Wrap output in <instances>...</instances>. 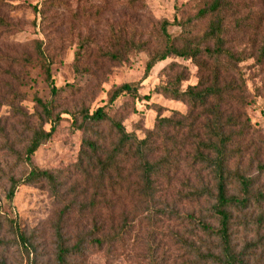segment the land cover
<instances>
[{
  "label": "rangeland",
  "instance_id": "1",
  "mask_svg": "<svg viewBox=\"0 0 264 264\" xmlns=\"http://www.w3.org/2000/svg\"><path fill=\"white\" fill-rule=\"evenodd\" d=\"M143 1L146 5L138 11L126 0H0V264H56L55 230L60 223L67 245H73L80 234L87 237L80 253L71 256L69 264H220L205 258L209 250L213 254L219 252V239L199 225L202 220L217 229L214 200L202 197L193 201V183H188V172L170 185L162 184L156 204L139 205L132 211L127 207L132 223L119 231L111 245L93 242L94 238L105 236L103 231L99 233L93 228L95 221L102 225L106 219L102 205H90L82 212L74 204L72 209L77 211L64 213L72 198L68 189L79 178L72 165L82 142V131L73 126L65 110L82 105L94 110L107 103L112 88L140 81L141 97L124 121L128 132L143 138L158 118H181L187 112L183 101L166 97L160 87L176 72L188 75L182 89L196 84L197 68L193 62L172 56L157 63L143 78L148 61L146 51L131 53L123 61L105 56L120 31L135 39L154 40L160 23L165 19L172 21L177 8L190 0ZM36 42L41 43L51 60L55 86L67 87L57 99L59 110L65 112L63 119L53 138L32 157L34 165L60 172V194L53 195L45 183L22 184L10 202V179H20L28 172L23 152L30 129L39 124L40 109L35 98L51 97L37 64ZM172 64H177L174 70ZM241 67L251 95L250 119L264 134V62L249 59ZM126 101L128 98L122 96L113 108ZM49 126L44 124L45 128ZM242 170L253 176L254 188L264 191V178L257 174V164L246 161ZM91 194H83L85 200L82 196L72 200L88 203ZM261 211L263 215H259ZM234 214L233 243L238 245V251L249 252L246 264H264V202L260 208L253 206L247 214ZM259 218L263 219L262 226L258 224ZM16 224L26 234L30 255L18 243ZM92 233L95 235L91 236Z\"/></svg>",
  "mask_w": 264,
  "mask_h": 264
},
{
  "label": "trees",
  "instance_id": "2",
  "mask_svg": "<svg viewBox=\"0 0 264 264\" xmlns=\"http://www.w3.org/2000/svg\"><path fill=\"white\" fill-rule=\"evenodd\" d=\"M126 3L138 11L146 5L143 0H126ZM176 13L172 21L165 19L160 23L154 40L135 39L120 31L105 56L123 61L131 53L146 51L148 61L143 78L157 63L172 56L193 62L197 68L196 84L182 89L188 75L176 72L160 87L163 95L187 105L186 114L181 118H158L143 138L128 132L124 121L141 97L140 81L112 88L107 103L94 110L84 105L65 110L73 126L82 131V142L72 165L79 178L68 189L72 198L64 213L77 211L72 209L74 204L82 212L90 205L93 208L102 205L106 219L102 225L95 221L93 228L99 233L103 231L105 236L94 238L93 242L111 245L119 231L132 223L127 207L132 211L139 205L156 204L161 185H170L179 175L188 172L191 176L188 183H193V201L212 198L213 212L218 219L217 229L199 221L203 231L215 233L219 239V252L213 254L209 250L205 258L220 264H246L249 252L238 251L231 229L236 221L234 213L247 214L253 206L260 208L264 202V191L254 188L253 176L242 170V165L251 161L257 164V174L264 178V134L250 119L248 109L252 101L241 65L249 59L264 62V0H190L177 8ZM172 27L176 30L172 31ZM35 51L51 97L35 98L40 109L37 111L39 124L30 129L23 152L28 172L20 179H10L7 193L10 202L22 184L45 183L53 195L60 194L57 185L60 172L34 165L32 157L55 135L65 113L59 110L57 99L67 87L55 86L51 60L41 43L36 42ZM176 65L172 64L171 69ZM122 96L128 101L113 108ZM46 123L49 128L44 127ZM89 193L92 194L88 203L72 200L80 196L85 200L83 194ZM259 215H263L262 211ZM1 219L0 204V223ZM258 224L262 226L263 219L259 218ZM15 228L18 243L30 255L26 234L18 224ZM55 234L56 264H69L71 256L80 253L87 237L80 234L73 245H67L62 223L57 224Z\"/></svg>",
  "mask_w": 264,
  "mask_h": 264
}]
</instances>
